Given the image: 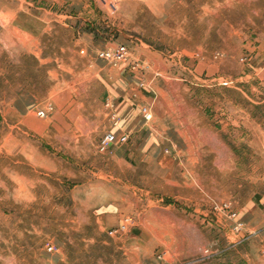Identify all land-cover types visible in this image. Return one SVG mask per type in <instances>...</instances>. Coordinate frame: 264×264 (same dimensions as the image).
<instances>
[{"label": "rangeland", "instance_id": "rangeland-1", "mask_svg": "<svg viewBox=\"0 0 264 264\" xmlns=\"http://www.w3.org/2000/svg\"><path fill=\"white\" fill-rule=\"evenodd\" d=\"M263 230L264 0H0V264H264Z\"/></svg>", "mask_w": 264, "mask_h": 264}, {"label": "built area", "instance_id": "built-area-1", "mask_svg": "<svg viewBox=\"0 0 264 264\" xmlns=\"http://www.w3.org/2000/svg\"><path fill=\"white\" fill-rule=\"evenodd\" d=\"M125 51H126L125 47L121 46L116 50V52L112 53L111 51H109L107 53H103V55H106L107 57H115L116 56L117 58H121L124 56ZM144 112H145V115L147 118L151 117L150 112H148L146 108H144ZM126 139H127V136H122V137H120L119 140L123 142ZM116 141H117V138H116L115 134L109 132L102 138L100 145H101L102 149H104Z\"/></svg>", "mask_w": 264, "mask_h": 264}, {"label": "crops", "instance_id": "crops-1", "mask_svg": "<svg viewBox=\"0 0 264 264\" xmlns=\"http://www.w3.org/2000/svg\"><path fill=\"white\" fill-rule=\"evenodd\" d=\"M263 235H264V230H263ZM264 246V245H263Z\"/></svg>", "mask_w": 264, "mask_h": 264}]
</instances>
